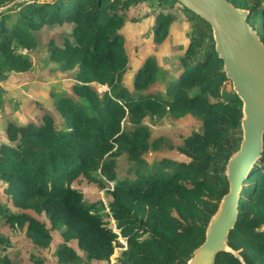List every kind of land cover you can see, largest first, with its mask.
Returning a JSON list of instances; mask_svg holds the SVG:
<instances>
[{"label": "trees", "instance_id": "1", "mask_svg": "<svg viewBox=\"0 0 264 264\" xmlns=\"http://www.w3.org/2000/svg\"><path fill=\"white\" fill-rule=\"evenodd\" d=\"M230 1L250 10L249 22L264 42V0ZM176 3L0 0V72L31 68V58L20 50L35 48L36 32L45 25H72V39L49 41V59L62 71L75 72L72 88L80 100L69 95L56 99L61 125L46 111L40 122L10 121L0 141V181L21 210L8 214L0 205V215L11 225L26 226L27 236L41 247L50 245L52 227H62L63 236L75 240L85 257L63 242L57 251L60 263L108 262L120 246L116 228L127 242L118 251L119 264H186L229 191L226 165L242 140L243 102L215 50L211 25L180 3L193 27L179 73L163 89L153 90L160 67L148 55L132 87L125 84L130 56L122 28L129 10L147 8L144 15L155 18L151 35L161 43L175 20L170 8ZM96 83L108 89L100 94ZM165 115L202 120V131L185 137L180 147L189 161L150 162L146 157L163 139H152L144 119ZM123 155L125 175L116 169ZM81 175L106 188L107 203L85 201L74 184ZM38 214H45L51 227ZM228 244L230 251L219 253L214 264H264V149L243 183ZM0 264L15 263L4 254Z\"/></svg>", "mask_w": 264, "mask_h": 264}, {"label": "rangeland", "instance_id": "2", "mask_svg": "<svg viewBox=\"0 0 264 264\" xmlns=\"http://www.w3.org/2000/svg\"><path fill=\"white\" fill-rule=\"evenodd\" d=\"M170 9L175 15V20L171 24L168 36L161 43H155L151 35V26L155 18L153 15H144L147 8L138 5L129 10L122 32L126 37V47L130 56V67L125 75V84L130 87H132L135 72L148 55L155 56L160 67L157 80L151 85L153 90L163 89L168 79L181 70L180 57L190 41L193 24L187 19L188 15L183 11L180 3H176L174 8ZM134 17L137 19L133 20ZM36 35L38 45L35 48L20 50L31 58V68L21 73L0 72V141L5 139L6 127L10 121L19 124L30 121L40 122L46 111L54 116L58 125H61L63 119L55 108L56 99L60 95H69L77 101L80 100L72 88L75 72H64L58 63L49 59V41L53 39L61 44L66 38L72 39V25L68 22L45 25L36 32ZM95 87L100 94L107 90L106 87L97 83ZM144 124L149 128L152 139H163L158 147H152L147 151L146 157L150 162L159 161L162 158L189 161L190 156L181 151L180 147L183 146L185 137L194 131L201 132L203 129L202 120L193 115L181 118L170 115L147 116ZM127 166L126 157L120 156L116 168L118 173L125 175ZM74 184L84 193L87 203L108 202L106 188L98 183L90 182L81 175ZM5 185L0 181V205L8 214L21 211L20 208L14 207L12 199L5 192ZM27 212L35 215L32 210ZM37 216L51 227L45 214ZM104 217L106 219V215ZM111 223L114 225L113 220ZM62 231V227H52L50 245L36 246L27 236L26 226L11 225L4 215H0V256L7 254L15 264H63L59 262L57 251L61 243L68 242L81 256L85 257V253L79 248L77 242L67 240ZM118 251V249L114 251L108 262L95 261L94 264H119Z\"/></svg>", "mask_w": 264, "mask_h": 264}, {"label": "water", "instance_id": "3", "mask_svg": "<svg viewBox=\"0 0 264 264\" xmlns=\"http://www.w3.org/2000/svg\"><path fill=\"white\" fill-rule=\"evenodd\" d=\"M212 27L215 50L233 90L242 100V140L226 165L229 191L211 217L204 242L186 264H214L216 256L230 251V231L239 216L240 192L264 149V42L249 22L250 10L230 0H179Z\"/></svg>", "mask_w": 264, "mask_h": 264}, {"label": "built area", "instance_id": "4", "mask_svg": "<svg viewBox=\"0 0 264 264\" xmlns=\"http://www.w3.org/2000/svg\"><path fill=\"white\" fill-rule=\"evenodd\" d=\"M102 86H104L108 89V87L106 85H102ZM114 231L118 234V240L120 242V246H117L115 251H117V249L118 250L126 249L127 248V242H126L125 238L122 237V235L118 232V230L116 228H114Z\"/></svg>", "mask_w": 264, "mask_h": 264}, {"label": "crops", "instance_id": "5", "mask_svg": "<svg viewBox=\"0 0 264 264\" xmlns=\"http://www.w3.org/2000/svg\"><path fill=\"white\" fill-rule=\"evenodd\" d=\"M155 22V21H154Z\"/></svg>", "mask_w": 264, "mask_h": 264}]
</instances>
